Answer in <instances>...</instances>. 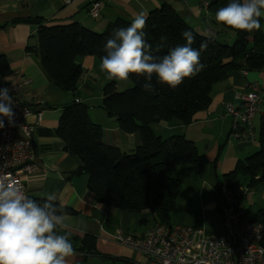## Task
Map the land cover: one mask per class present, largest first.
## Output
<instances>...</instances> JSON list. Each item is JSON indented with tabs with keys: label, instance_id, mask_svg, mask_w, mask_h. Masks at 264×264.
I'll list each match as a JSON object with an SVG mask.
<instances>
[{
	"label": "crops",
	"instance_id": "crops-1",
	"mask_svg": "<svg viewBox=\"0 0 264 264\" xmlns=\"http://www.w3.org/2000/svg\"><path fill=\"white\" fill-rule=\"evenodd\" d=\"M100 17L92 19L88 14V0H21L11 2L0 0V56L8 61L11 75L0 77V83L29 84L21 86L18 99L32 111L28 124H35L33 134L36 171L24 178L25 194L30 198H44L55 195L60 206L70 209L65 214L68 227L64 230L69 237L95 238V251L84 253L76 250L69 264H143V256L131 249L114 243L111 237L118 230L135 237H141L157 226L149 212L132 214L104 206L87 188V178L74 173L82 166L77 157L70 156L65 143L59 139L62 108L73 103L87 107L93 124L103 129V143L118 148L130 155L141 139L137 134H127L118 128L114 119L108 118L102 109V90L110 81L100 70V61L95 57H82L77 63L83 69L76 95L63 92L51 84L39 63L35 51V39L39 27H63L78 24L90 31L102 33L118 20L132 22L143 12L149 13L163 6L171 8L189 27L202 36L215 38L230 44L233 35L216 22L210 11H202L198 0H100ZM264 21V18H262ZM223 43V42H222ZM30 48V50H28ZM119 82V81H118ZM257 84L264 90V71H241L228 75L216 85L209 107L197 113L188 126L166 124L154 125L156 135L163 138L182 136L195 144L205 163L199 174L192 166L179 167L171 177L181 182V193L171 215V225L189 226L201 229L208 236L224 233L220 213L224 205L218 194L225 186L222 177L232 173L237 165L259 151L258 139L253 142H238L230 138L231 119L224 115L225 105L239 108L236 94H247L249 86ZM41 114L36 124L35 116ZM264 105L260 106L253 119L256 137L259 135ZM248 180L238 177L233 191L241 196L239 209L247 218H252L264 209V185L248 188ZM219 187V189H217Z\"/></svg>",
	"mask_w": 264,
	"mask_h": 264
},
{
	"label": "trees",
	"instance_id": "trees-1",
	"mask_svg": "<svg viewBox=\"0 0 264 264\" xmlns=\"http://www.w3.org/2000/svg\"><path fill=\"white\" fill-rule=\"evenodd\" d=\"M230 2L213 0L209 11L215 17L216 11ZM130 24L118 20L102 33L78 24L39 27L35 35V51L42 71L58 89L76 95L83 75L77 60L89 56L101 62L105 43L112 37L113 30ZM219 25L234 33L236 40L232 45H223L215 38L200 35L167 6L149 13L144 32L153 55L162 57L175 46L185 44L182 37L185 30L192 31L195 37L193 48L199 49L201 43H206L207 47L200 55L204 68L174 89L158 83L154 76L153 91H145V78L134 74L129 78L133 87L124 92L118 91L117 80H110L103 87L102 109L107 117L114 119L121 131L137 134L141 139L132 154H124L118 148L103 143V129L91 122L86 106L75 102L62 108L56 134L65 143L66 152L81 161L82 166L74 175L87 178V188L100 204L132 214L149 212L157 225H171V215L181 193V182L171 175L181 166H192L199 174L205 158L193 142L182 136L163 139L155 134L153 126H188L197 113L209 107L214 87L224 82L229 74L264 71V21L261 19V29L253 32ZM10 75L8 61L0 56V77ZM257 139L259 151L222 177L227 189L233 191L235 180L240 176L249 181V189L264 185V115ZM55 203L64 215L72 213ZM250 219L264 224V209ZM69 239L77 251H95V238L92 236Z\"/></svg>",
	"mask_w": 264,
	"mask_h": 264
},
{
	"label": "clouds",
	"instance_id": "clouds-1",
	"mask_svg": "<svg viewBox=\"0 0 264 264\" xmlns=\"http://www.w3.org/2000/svg\"><path fill=\"white\" fill-rule=\"evenodd\" d=\"M262 18L264 0H231L215 13L218 24L245 32L260 30ZM146 23V15L141 12L130 26L113 30L99 65L107 79L127 81L133 74L142 76L143 89L151 92L154 76L158 83L174 89L204 68L200 55L207 45L193 48L192 31L182 33L185 44L160 57L152 54L145 39ZM13 104L9 89L0 88V117H7L10 123L15 115ZM55 200L50 194L39 202L27 196L15 181L0 177V264H69L76 250L64 231L68 227L66 217Z\"/></svg>",
	"mask_w": 264,
	"mask_h": 264
},
{
	"label": "built area",
	"instance_id": "built-area-1",
	"mask_svg": "<svg viewBox=\"0 0 264 264\" xmlns=\"http://www.w3.org/2000/svg\"><path fill=\"white\" fill-rule=\"evenodd\" d=\"M198 1L200 9L206 12L213 2ZM88 3L89 16L98 19L102 2L88 0ZM28 84L26 79L20 85L0 83V88L9 89L15 114L11 123L7 117H0L4 121V127L0 128V177L15 181L24 192V178L36 171L32 165L35 124L27 123L32 111L17 96L20 87ZM235 100L240 102L239 108L227 104L224 111L231 119L230 138L238 142L256 141L253 119L264 105V90L252 84L247 94H236ZM41 116L39 113L35 116L36 124L41 122ZM220 196L224 200L220 210L224 227L221 236H208L203 230L189 226L157 225L141 237L118 230L111 239L141 254L145 259L143 264H264V224L252 221L239 209V193L223 186Z\"/></svg>",
	"mask_w": 264,
	"mask_h": 264
},
{
	"label": "rangeland",
	"instance_id": "rangeland-1",
	"mask_svg": "<svg viewBox=\"0 0 264 264\" xmlns=\"http://www.w3.org/2000/svg\"><path fill=\"white\" fill-rule=\"evenodd\" d=\"M227 33H229L228 35H233V39H232V41H230L231 43L230 44H228L226 41H222V39L221 38H223V37H221L219 40V43H221V44H223V45H232L234 42H235V35H234V33L233 32H230V31H227ZM223 42V43H222ZM133 87V84H132V82L130 81V79H128L127 81H119L118 82V91L119 92H124V91H126V90H128V89H130V88H132ZM160 131L158 130V129H156L155 130V133L157 134V133H159ZM167 135L166 134H164L163 135V139H166L167 137H166Z\"/></svg>",
	"mask_w": 264,
	"mask_h": 264
}]
</instances>
